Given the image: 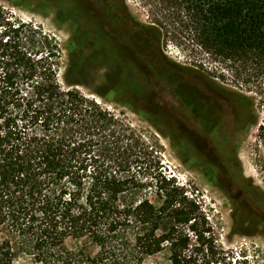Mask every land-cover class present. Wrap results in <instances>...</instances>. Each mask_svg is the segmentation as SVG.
<instances>
[{
    "label": "trees",
    "instance_id": "16d2710c",
    "mask_svg": "<svg viewBox=\"0 0 264 264\" xmlns=\"http://www.w3.org/2000/svg\"><path fill=\"white\" fill-rule=\"evenodd\" d=\"M182 1L197 45L238 65L254 95L225 94L243 129L257 127L264 172V0ZM79 13L64 87L57 38L0 6V264H146L161 255L168 264H231L197 197L159 173L155 146L77 89L99 58L116 74L99 97L140 100L150 88L138 47L126 53L88 7Z\"/></svg>",
    "mask_w": 264,
    "mask_h": 264
},
{
    "label": "rangeland",
    "instance_id": "374dc122",
    "mask_svg": "<svg viewBox=\"0 0 264 264\" xmlns=\"http://www.w3.org/2000/svg\"><path fill=\"white\" fill-rule=\"evenodd\" d=\"M73 1L0 0V6L15 18L41 27L57 38L63 54L61 81L64 87L67 86L63 73L75 50V34L81 23L79 9L85 2L91 4L93 15L124 42L123 46L128 41L137 46L142 66L147 64L154 70V74H147L151 82L143 99L129 98L131 101L118 102L114 92H108L103 98L96 95L95 92L106 93L108 84L116 79L114 70L102 58L95 60L92 71L83 74L77 89L96 98L116 115H124L132 128L139 131L149 145L155 146L159 173L174 177L180 186L197 197L217 239V246L229 263L264 264V235L255 236L259 223L251 213L255 207L264 210V201L260 202V192L264 193V172L257 165L255 153L257 127L243 129V114H231L229 121L234 126L230 125L228 130L234 135L228 132L226 143L204 145L191 137L194 130L165 125L157 115V109L151 106L157 103L155 97L160 88L155 79L164 74L174 75L177 84L172 91L207 88L222 94L230 91L254 96L245 89L237 72L238 65L211 56L197 45L193 13L189 4L182 0ZM135 22L158 32L147 30L141 34L134 28ZM151 57L155 60L146 59ZM225 163L229 168L219 172L217 166L222 167ZM146 177L150 179V176ZM245 189L252 192L253 202L246 201ZM244 206L247 209L242 210ZM244 214L249 219L243 218ZM155 262L168 264L167 256L149 259L146 264ZM16 264L31 263L22 258Z\"/></svg>",
    "mask_w": 264,
    "mask_h": 264
},
{
    "label": "flooded vegetation",
    "instance_id": "af4514ba",
    "mask_svg": "<svg viewBox=\"0 0 264 264\" xmlns=\"http://www.w3.org/2000/svg\"><path fill=\"white\" fill-rule=\"evenodd\" d=\"M73 2L85 1L74 0ZM83 7H88L91 15H95L94 11L90 9L92 7L90 3L85 2ZM103 27L117 38L120 45H123L124 42L118 38L114 31L109 30L105 25ZM130 35L132 36L133 34L131 33ZM130 35H128L129 38ZM124 47L126 53L131 55L134 52L130 41L126 42ZM146 59L150 61L155 60L153 57ZM139 62L141 65L143 64L140 60ZM142 67L146 75L154 72L147 64ZM173 79V74H164L159 79H155L160 88H158L159 93L155 97L157 103H152L151 106L157 109V115L160 116L163 123L181 130H194L195 132H192L194 135H191V137L204 145L226 143L228 141V134L231 133L234 135L233 132H229L228 130L230 125L234 126V123L229 121V117H231V114H235L234 116L237 115L233 107L228 103L227 96L218 90L207 88H182L177 91H172L171 88L177 84ZM150 82L148 81L149 87ZM240 125H242L241 121ZM226 168V163L222 167L217 166L219 172H225ZM251 213L258 219L259 223V231L255 236L264 235V210H258L255 207Z\"/></svg>",
    "mask_w": 264,
    "mask_h": 264
}]
</instances>
